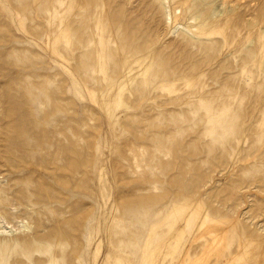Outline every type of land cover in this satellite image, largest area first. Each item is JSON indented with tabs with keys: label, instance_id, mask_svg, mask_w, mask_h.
Returning <instances> with one entry per match:
<instances>
[{
	"label": "rangeland",
	"instance_id": "obj_1",
	"mask_svg": "<svg viewBox=\"0 0 264 264\" xmlns=\"http://www.w3.org/2000/svg\"><path fill=\"white\" fill-rule=\"evenodd\" d=\"M0 264H264V0H0Z\"/></svg>",
	"mask_w": 264,
	"mask_h": 264
}]
</instances>
